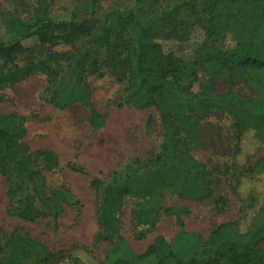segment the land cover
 Here are the masks:
<instances>
[{
    "label": "rangeland",
    "instance_id": "obj_1",
    "mask_svg": "<svg viewBox=\"0 0 264 264\" xmlns=\"http://www.w3.org/2000/svg\"><path fill=\"white\" fill-rule=\"evenodd\" d=\"M35 1L0 0V39L6 36L10 15L32 20L33 13L27 5ZM170 1L49 0L53 16L64 17L75 12L79 17L92 13L98 18L114 9H132L138 16L148 18ZM121 29L122 23L115 20L94 34L98 57L105 54V47L101 46L103 39H113ZM203 40L204 33L197 26L192 29L189 43L184 46L169 43L167 49L185 52V58H189L195 44ZM92 43L88 39L83 46ZM218 46L223 51L233 48V36ZM80 49H83L80 43L53 47L52 60L45 49H31L6 70L20 73L45 60L61 78L66 69L62 57ZM2 64L0 60V69ZM209 80L217 84L219 91L229 88L227 77L219 74L217 67L205 64L196 87ZM87 85L89 100L73 103L66 109L53 102L54 81L50 70L42 65L35 66L23 80L0 89V110L5 114L15 113L23 121L27 135L21 142L29 155H33L34 168L39 172L29 179L13 169L11 179L21 186L13 198L9 197L6 178L0 174V258L4 261L9 257L10 237L23 236L38 245V251L25 264H35L42 253L55 254L48 264H102L112 247V242L102 237L100 207L105 187L113 182L125 186L128 179L135 184L149 172L179 161L174 154L166 155V124L160 112L128 103L127 83L118 80L113 70L89 75ZM234 89L243 98L256 96L253 83L245 76L237 77ZM95 115L104 122L100 128L92 124ZM198 129L200 143L191 144L185 139L181 148L188 149L192 158L207 166L214 194L209 200L191 201L179 197L167 186L143 198L134 195L133 184L128 185L131 192L124 197L119 233L138 254L145 252L158 235L172 242L183 227L206 241L216 226L227 221H239L240 227L247 229L256 214L264 195V144L256 142L250 132L238 145L237 123L224 112H213L199 123ZM38 151L53 152L59 166L48 170L45 161L36 157ZM224 170L228 171L226 178L222 176ZM95 179L99 180L97 184ZM30 201L48 216L34 221L19 217L17 209ZM143 211L152 213L153 224L140 225ZM179 220H183V226ZM260 248L264 253V243Z\"/></svg>",
    "mask_w": 264,
    "mask_h": 264
},
{
    "label": "trees",
    "instance_id": "obj_2",
    "mask_svg": "<svg viewBox=\"0 0 264 264\" xmlns=\"http://www.w3.org/2000/svg\"><path fill=\"white\" fill-rule=\"evenodd\" d=\"M51 7L49 0H36L33 5H27L33 13L32 20L13 14L7 19L6 36L0 39L3 62L0 89L23 80L35 66L42 65L50 70L54 81L53 102L66 109L73 103L89 100V75L113 70L118 80L127 83L128 103L160 112L166 124V155L174 154L179 159L177 163L149 172L135 184L128 179L125 186L113 182L105 187L100 207L102 237L110 240L112 247L102 264H168L171 261L174 264H264L260 248L264 243V195L247 229H242L239 221H227L216 226L206 241L182 227L172 242L158 235L145 252L138 254L119 233L124 197L131 190L143 198L167 186L179 197L191 201H205L213 196L211 172L204 163L192 158L188 149L181 148V141L185 139L191 144L200 143L198 125L213 112L227 113L236 121L238 145L250 132L256 142L264 144V0H172L148 18L138 16L132 9H114L103 18L92 13L79 17L75 12L56 17ZM115 20L122 23L123 29L113 39H103L101 46L105 47V54L100 58L92 38L101 27L112 25ZM197 26L204 33V40L195 44L191 57L185 58V52L167 49L169 43L181 46L189 43L192 29ZM230 36L235 46L223 51L218 45ZM88 39L93 43L84 47ZM74 43H80L83 49L62 57L66 69L61 78L45 60L20 73L6 70L31 49H45L52 60L53 47ZM205 64L217 67L218 73L227 77L226 91H219L213 80L196 87ZM238 76H245L253 83L254 98H243L234 89ZM92 124L100 128L104 122L95 115ZM26 135L27 129L15 113L5 114L0 110V174L8 182L10 198L21 187L11 179L13 169L29 179L39 174L33 165V155H29L21 142ZM35 155L45 161L48 170L59 166L58 157L51 151H38ZM227 173L224 170L222 176L226 178ZM97 182L95 179L94 183ZM130 184L134 189H128ZM16 213L32 221L48 216L31 201ZM178 222L183 226V220ZM139 223L153 224L152 213L141 212ZM8 244L9 257L5 261L0 258V264H25L38 251V245L23 236H11ZM54 257L55 254L42 253L35 264H48Z\"/></svg>",
    "mask_w": 264,
    "mask_h": 264
}]
</instances>
